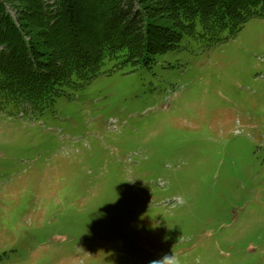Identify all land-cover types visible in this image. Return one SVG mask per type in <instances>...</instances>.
<instances>
[{"label":"rangeland","instance_id":"374dc122","mask_svg":"<svg viewBox=\"0 0 264 264\" xmlns=\"http://www.w3.org/2000/svg\"><path fill=\"white\" fill-rule=\"evenodd\" d=\"M114 64L0 103V264H264V16Z\"/></svg>","mask_w":264,"mask_h":264},{"label":"trees","instance_id":"16d2710c","mask_svg":"<svg viewBox=\"0 0 264 264\" xmlns=\"http://www.w3.org/2000/svg\"><path fill=\"white\" fill-rule=\"evenodd\" d=\"M263 16L264 0H0V103L43 109L108 62L211 45Z\"/></svg>","mask_w":264,"mask_h":264},{"label":"clouds","instance_id":"9594fccd","mask_svg":"<svg viewBox=\"0 0 264 264\" xmlns=\"http://www.w3.org/2000/svg\"><path fill=\"white\" fill-rule=\"evenodd\" d=\"M172 258H165L164 261L166 260H171ZM162 262V261H161ZM154 264H157V262H154Z\"/></svg>","mask_w":264,"mask_h":264}]
</instances>
